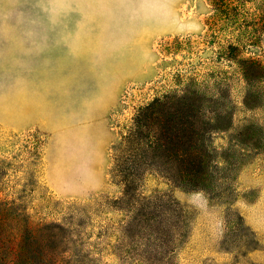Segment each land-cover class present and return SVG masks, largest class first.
I'll list each match as a JSON object with an SVG mask.
<instances>
[{
  "label": "rangeland",
  "instance_id": "obj_1",
  "mask_svg": "<svg viewBox=\"0 0 264 264\" xmlns=\"http://www.w3.org/2000/svg\"><path fill=\"white\" fill-rule=\"evenodd\" d=\"M214 1L0 0V212L28 217L33 226L64 224L70 241L62 250L84 255L100 250L94 257L99 264H264V82L247 107L246 86L220 48L229 35L216 29L221 15L214 12ZM248 8L260 13L264 0ZM243 56L264 62V33ZM81 75L112 81L119 102L109 116L107 189L87 200H66L46 181V144L54 146L57 138L49 140L50 134L33 125V105L62 78L68 87L67 78L77 83ZM187 89L218 97L201 102L212 121L206 137L209 181L187 191L157 175L146 178L141 190L146 197L166 195L181 209L176 220L162 214L164 228L177 225L164 246L130 237L123 244L130 219L115 205L122 187L111 175L112 149L141 108ZM102 140L95 131L88 140L89 155L99 163ZM123 245L133 248L125 263L113 254ZM142 245L143 251L160 254L148 260L142 251L141 262L134 253Z\"/></svg>",
  "mask_w": 264,
  "mask_h": 264
},
{
  "label": "trees",
  "instance_id": "obj_2",
  "mask_svg": "<svg viewBox=\"0 0 264 264\" xmlns=\"http://www.w3.org/2000/svg\"><path fill=\"white\" fill-rule=\"evenodd\" d=\"M257 1H214V12L221 15L220 21L216 22V29L221 31L223 28L229 35L226 41L219 40L220 48L229 63L237 68L246 86L244 104L247 107L251 101L258 99L254 98L253 90L264 82V62L254 56H243V50L254 49L256 41L264 33V8L255 14L248 8V5H254ZM235 34L239 38H233ZM206 97L187 89L155 98L138 111L130 130L113 147L111 175L122 187V196L115 200V205L118 206L117 210L125 211L126 217L130 219L122 231L123 244L130 237L154 240L151 245L158 243L164 246L170 242V230L177 225L172 224L167 230L164 228L162 214L167 213L175 219L181 209L166 195L154 199L146 197L141 192L146 178L157 175L176 188L187 191L203 189L208 183L212 159L206 137L212 129V121L206 119L202 104L206 99L213 102L218 97ZM67 232V227L58 222L33 226L28 217H9L2 211L0 264H99L94 257L101 255L100 250L90 251L88 255H84L81 250H62V245L66 247L67 240L70 241ZM43 239L48 240L45 246L39 244ZM143 248L140 247L134 253L141 262L145 261L142 260L145 256L139 254ZM132 249L123 245L118 254H113L125 263ZM143 252L146 255L148 253L144 258L148 260L160 254L157 252L154 255L148 250Z\"/></svg>",
  "mask_w": 264,
  "mask_h": 264
},
{
  "label": "crops",
  "instance_id": "obj_3",
  "mask_svg": "<svg viewBox=\"0 0 264 264\" xmlns=\"http://www.w3.org/2000/svg\"><path fill=\"white\" fill-rule=\"evenodd\" d=\"M72 74L75 78L80 75L78 71ZM75 78H67L71 82L68 87L62 78L53 91L38 96L33 105L36 108L33 113L37 114L33 125L50 134L49 140L57 138L54 146L46 144L48 185L62 199L87 200L108 187L109 149L113 140L109 116L118 105L119 89L110 80L98 82L81 75L75 83ZM93 131L97 137H103L102 163L89 155L93 149L88 140ZM68 135L70 141H66Z\"/></svg>",
  "mask_w": 264,
  "mask_h": 264
},
{
  "label": "clouds",
  "instance_id": "obj_4",
  "mask_svg": "<svg viewBox=\"0 0 264 264\" xmlns=\"http://www.w3.org/2000/svg\"><path fill=\"white\" fill-rule=\"evenodd\" d=\"M197 28H198V25H197L195 28L191 29V31H192V30H196Z\"/></svg>",
  "mask_w": 264,
  "mask_h": 264
}]
</instances>
